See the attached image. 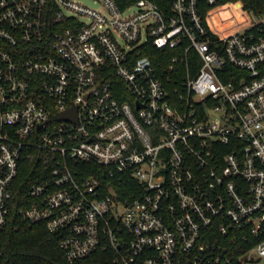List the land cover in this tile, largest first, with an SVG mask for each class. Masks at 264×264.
Returning <instances> with one entry per match:
<instances>
[{
    "label": "built area",
    "instance_id": "2783aa9c",
    "mask_svg": "<svg viewBox=\"0 0 264 264\" xmlns=\"http://www.w3.org/2000/svg\"><path fill=\"white\" fill-rule=\"evenodd\" d=\"M92 1L0 0V238L36 160L14 226L42 222L70 263L257 264L263 9Z\"/></svg>",
    "mask_w": 264,
    "mask_h": 264
},
{
    "label": "trees",
    "instance_id": "16d2710c",
    "mask_svg": "<svg viewBox=\"0 0 264 264\" xmlns=\"http://www.w3.org/2000/svg\"><path fill=\"white\" fill-rule=\"evenodd\" d=\"M120 8L126 7L134 0H115ZM221 2L237 1V0H220ZM246 7L263 9L264 0H239ZM222 7L213 9L209 14V21L212 16H219ZM152 60H156V55L161 52L169 54L170 50H159L153 46L144 51ZM39 162L36 160H28L21 164L20 173L17 179L19 188L15 192V197L18 199L8 216L7 226L3 230L0 238V250L2 253L0 264H95L97 258L93 255L82 258L70 263L65 253L58 247L59 236L48 231L42 222L33 223L31 225L22 224V227L15 229V223L21 221L18 216V208L21 205H26L24 201L29 182L36 176L35 168ZM80 168V173L89 175L94 165L88 163L77 164ZM253 243L243 244V248H248Z\"/></svg>",
    "mask_w": 264,
    "mask_h": 264
},
{
    "label": "rangeland",
    "instance_id": "374dc122",
    "mask_svg": "<svg viewBox=\"0 0 264 264\" xmlns=\"http://www.w3.org/2000/svg\"><path fill=\"white\" fill-rule=\"evenodd\" d=\"M79 1H82L83 3H85V4H87V5H90V6H98V4L97 3H95V2H93L92 0H79ZM238 1V0H237ZM241 2V1H240ZM242 3V2H241ZM246 7V6H245ZM247 8H249V7H247ZM247 8H246V10H243V14H237L236 13V17L238 18V19H240V20H243V19H245V18H249V20H251L252 18H253V16L251 15V13H250V11H248L247 10ZM221 16L222 17H227L228 16V14H227V12H223V11H221ZM263 17L264 16V7H263V11H262V13H261V15L259 14V15H257V16H255V19H258V18H260V17ZM230 21V20H229ZM257 264H264V259H261V260H259L258 262H256Z\"/></svg>",
    "mask_w": 264,
    "mask_h": 264
},
{
    "label": "water",
    "instance_id": "95a60500",
    "mask_svg": "<svg viewBox=\"0 0 264 264\" xmlns=\"http://www.w3.org/2000/svg\"><path fill=\"white\" fill-rule=\"evenodd\" d=\"M60 116H61V117H66V114H64V113H60Z\"/></svg>",
    "mask_w": 264,
    "mask_h": 264
},
{
    "label": "bare ground",
    "instance_id": "6f19581e",
    "mask_svg": "<svg viewBox=\"0 0 264 264\" xmlns=\"http://www.w3.org/2000/svg\"><path fill=\"white\" fill-rule=\"evenodd\" d=\"M219 31V30H218Z\"/></svg>",
    "mask_w": 264,
    "mask_h": 264
}]
</instances>
